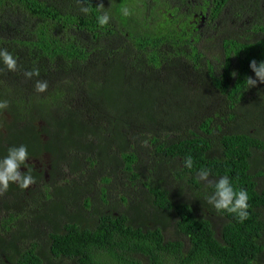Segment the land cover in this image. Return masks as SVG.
<instances>
[{"label": "trees", "instance_id": "1", "mask_svg": "<svg viewBox=\"0 0 264 264\" xmlns=\"http://www.w3.org/2000/svg\"><path fill=\"white\" fill-rule=\"evenodd\" d=\"M244 1L212 0L203 32L189 0H87L88 14L77 0H0V49L17 60L14 72L0 61V158L23 144L20 171L34 185L47 155L52 176L64 168L82 179L31 197L34 209L43 205L31 218L51 229L47 262L39 230L20 224L28 192L10 183L0 196L12 205L0 222V264H264V83L246 82L257 79L250 61H264V25L246 24ZM101 2L111 17L103 27ZM184 66L199 74L186 89ZM33 69L39 76L27 79ZM38 79L46 92L34 90ZM201 169L213 184L197 180ZM223 176L248 193L243 222L207 202Z\"/></svg>", "mask_w": 264, "mask_h": 264}, {"label": "clouds", "instance_id": "2", "mask_svg": "<svg viewBox=\"0 0 264 264\" xmlns=\"http://www.w3.org/2000/svg\"><path fill=\"white\" fill-rule=\"evenodd\" d=\"M80 5V11L84 14H88L90 9L85 6L87 0H77ZM101 15L97 17V23L103 27L110 22V15L107 11H104L103 3H99L96 7ZM121 12L123 16H130L132 13L127 6L122 7ZM0 61L6 66L8 71H16L17 60L13 55L7 51V49H0ZM252 72L255 73L257 79L247 77L246 82L249 87H255L257 82L264 83V61L259 64L255 59L250 61L249 64ZM233 77L237 76L238 73L233 71L231 73ZM24 76L27 79L39 76V70L33 69L31 71L24 72ZM48 89V82L46 80H36L34 90L37 93H44ZM8 107L7 101H0V109H6ZM28 156V150L25 145L18 147L13 146L8 149V154L0 158V196L7 192L10 183H15L22 190H27L30 186L36 183L35 178L30 174V170L26 173H21L20 167L25 165ZM183 164L185 167L191 169L193 161L191 156L184 159ZM210 173L206 169H201L197 174V180L204 182L208 185L213 184V181L209 179ZM215 191L212 195L208 196L207 202L212 205L218 212L227 211L229 213L236 214L240 222L246 220L249 216L247 211L249 205V196L246 190L241 189L239 191L234 190L232 184L227 176L220 177L214 183Z\"/></svg>", "mask_w": 264, "mask_h": 264}, {"label": "rangeland", "instance_id": "3", "mask_svg": "<svg viewBox=\"0 0 264 264\" xmlns=\"http://www.w3.org/2000/svg\"><path fill=\"white\" fill-rule=\"evenodd\" d=\"M228 32H229V34L232 33V32L230 33V31H228ZM188 70H189V68L184 66L183 71L186 74V77L184 76V81L182 83L184 84L185 89L188 86V84H190V80L191 79H193L195 81L194 76L195 77L199 76V74L194 73L191 70H189V71ZM257 83H260V82L258 81ZM193 86H194V84H193ZM198 86H199V84L197 83L196 87H198ZM208 91H210V93H211V91L214 92L213 90H208ZM254 96H255V93L250 95V97H254ZM214 97H215V95H214ZM214 97H213L212 102L215 104V105L214 104L213 105L216 107V111L217 110H221V109L224 108L223 115L225 114V112L228 113L229 112L228 109H225V107H223V106H219V104L221 103V100L220 99L215 100ZM186 102H188V101H186ZM189 103H186L185 106H189L191 104V103L190 104ZM213 110L215 111V109H213ZM217 122L219 124L223 123V122H220L218 119H217ZM223 130L226 131L227 129H223ZM147 150L148 149H146V150L143 149L142 151H144V152L142 154H140V156H141V165L143 167L148 166V164L150 162V155L147 154ZM50 163H51V160H50V157L48 155L45 156L41 161L38 160L35 163L36 164V168L40 172L43 173V179H42L41 182H39V184H37V185L33 184L32 186H30L26 190L28 192V194H25V195L23 194L22 196L24 197V199L23 200H18V205L19 206H16L17 207V212H22V213H25L27 215V217H23L22 218V221H20V224L23 223V224H25V226L31 224L29 226V228L33 226L32 227L33 229L39 230L40 233H41V231L44 233V234H40L39 233L38 235H36L33 238H35L36 241H37L38 238H44L43 239L44 242H42V241L40 242V252H41L40 255L44 259L45 262H47V260H48V258L50 256L48 235L47 234H49L48 232H50L51 229H50V226L41 225V222H40V226H39V224L37 223V219L35 217L31 218V216L34 215V214L38 215L39 210H41V209L43 210V205H42V207L39 206L38 209H34L32 207L33 200H32L31 197L34 195V196H37L40 200L44 201L45 195L48 194V192H50V190L52 188H54V186L59 185V186H56L54 189H57L59 187H63V186H61V185H64L63 183L70 182L73 179H74V181L75 180L82 181L81 178H79L77 176L75 177L74 174L70 173L67 169H64V168H62L60 171L59 170L56 171L55 175L52 176V169H51ZM166 171L169 173L168 169ZM83 178H84V176H83ZM43 180H45V182ZM121 180H123V178H121L120 181ZM166 181H167V179H166ZM166 181L162 182V185H165ZM50 187H52V188L50 190H48V188H50ZM130 193L134 194V195H137L138 198L141 195H145L146 196L145 193H141V191L137 192L136 190H131ZM64 194H65V192H64L63 188H61V190H57L56 191V196H57L58 199H63L64 198ZM112 197H113V195H112ZM187 197H189V194L187 195ZM2 198L3 199L0 200V222H1V220H3V217L7 214V211L12 208V205H10V203H9L10 200L8 198H5V197H2ZM98 198L99 197L97 196V199ZM113 199H114V197H113ZM108 206L101 205L102 208L104 207L103 210L106 209ZM123 206L125 207V204H123ZM44 210H47V208L45 206H44ZM32 220H33V222L31 223ZM169 228H170V230L173 229L171 227H169ZM15 229L13 228L12 231H14ZM46 264H48V263H46ZM53 264H56V261L53 260Z\"/></svg>", "mask_w": 264, "mask_h": 264}, {"label": "flooded vegetation", "instance_id": "4", "mask_svg": "<svg viewBox=\"0 0 264 264\" xmlns=\"http://www.w3.org/2000/svg\"><path fill=\"white\" fill-rule=\"evenodd\" d=\"M208 1V3H207ZM212 0H189L188 2V8L192 11V22H193V28H196V30L205 32L206 29H209V25H212L210 22V7ZM250 4L248 6H251L250 9V17H245L246 24L248 23L250 25V22H252L256 25H264V0H247ZM179 4H181V0H177ZM243 2H245L243 0ZM228 15H226V19H232L231 22L240 23L241 20H237V18L232 15L231 12H227ZM220 21V20H219ZM217 21L216 24H220V22ZM260 35H257V39H259ZM256 39V40H257Z\"/></svg>", "mask_w": 264, "mask_h": 264}]
</instances>
